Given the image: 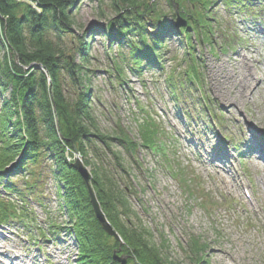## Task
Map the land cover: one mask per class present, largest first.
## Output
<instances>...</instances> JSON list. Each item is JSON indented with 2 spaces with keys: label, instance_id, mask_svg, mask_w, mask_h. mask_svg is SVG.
Returning a JSON list of instances; mask_svg holds the SVG:
<instances>
[{
  "label": "rangeland",
  "instance_id": "obj_1",
  "mask_svg": "<svg viewBox=\"0 0 264 264\" xmlns=\"http://www.w3.org/2000/svg\"><path fill=\"white\" fill-rule=\"evenodd\" d=\"M252 1L249 8L240 11V6L232 10L224 0H211L215 3L210 12L215 26L213 47L195 40L204 77L202 90L195 92V96L211 98L212 104L207 107L216 115L208 117L213 128L207 126L206 117L202 120L196 116V120L188 122L185 108L193 106L194 97L184 89L179 92L181 99L176 100L166 81V75L181 65L188 49L178 31L170 36H164V30L160 32L168 45L164 70L145 68L140 78L126 69L127 60L121 63L122 54L128 55V49L109 45V38L104 35L110 20L118 16L113 0H80L73 14V33L59 39L55 33L50 36L67 57L77 62L80 42L88 39L91 104L98 125L110 134L123 129L137 145L133 158L127 152L123 154L129 172L124 184L132 190L131 202L140 220L152 231L156 243L165 240L167 254L176 264H195L190 258L194 241L207 247L203 264H264V159L255 150L256 143L264 146V0ZM157 5L166 14L168 25L181 20L187 26L176 1L173 5L178 13L174 20L166 2L157 0ZM145 18L152 22L153 13ZM149 30H153L151 25ZM1 42L0 36V64L7 53ZM242 58L247 65L241 63ZM115 63L122 64L125 70L122 85L113 84L118 75ZM66 88L68 92L74 91L69 83ZM3 98L0 96V108ZM145 112L159 127L150 149L164 150L171 139L167 133L174 135L175 142L166 154L170 162L142 146L144 129L153 121ZM233 144L240 145L241 151L234 149ZM173 147L177 149L175 157L170 152ZM226 158L230 161H224ZM103 159L113 168L116 165L105 152L99 156V162ZM52 164L54 168V160ZM92 167H88L90 171ZM241 181L252 191L250 198L240 188ZM60 185L52 175L44 179L40 187L44 210L30 199L28 210L36 220L31 224L33 235L17 225L0 231L1 264H77L78 245L73 230H69V215L61 207L64 199L58 194ZM205 201H213L217 207L205 210ZM52 219L69 231L53 236L49 229ZM38 227L45 232V238L43 231L35 230ZM36 240H41L40 247ZM15 256L20 260L14 261Z\"/></svg>",
  "mask_w": 264,
  "mask_h": 264
},
{
  "label": "trees",
  "instance_id": "obj_2",
  "mask_svg": "<svg viewBox=\"0 0 264 264\" xmlns=\"http://www.w3.org/2000/svg\"><path fill=\"white\" fill-rule=\"evenodd\" d=\"M79 1L0 0V36L7 51L0 64V96L4 97L0 108V186L7 196H0V225L13 221L25 226V207L18 203L25 205V200L35 195L36 202L44 207L41 196H37L38 189L44 178L52 175L61 184L60 196L71 227L51 226L53 230H73L79 251L77 264H119L113 255L121 246L120 254L129 256L128 264H176L167 254L165 240L156 243L152 231L140 220L131 202L132 190L124 184L129 172L123 154L127 152L133 158L137 145L123 129L110 134L98 125L91 104L88 39L80 42V62L71 60L50 40L53 33L58 39L73 33V14ZM113 1L118 16L110 20L104 35L111 45L128 49V55L122 52L123 64L124 60L132 63L129 68L134 74H140L145 64L162 69L167 44L160 32L164 30V36H170L178 31L188 48L183 61H192L194 66L184 70V81L190 85L200 83L195 38L211 42L213 27L206 15L209 0H162L168 4L173 20V2L180 5V14L187 20V26L181 29L175 28L176 21L168 25L157 0H149L150 4L145 0ZM235 1L227 0V4ZM152 13L154 19L150 22L145 17ZM123 72L117 64L118 77L122 78ZM168 82L173 91L172 75H168ZM67 83L74 88L73 92L67 91ZM147 116L153 120L150 114ZM152 122L143 132L145 147L154 143L158 134L159 127ZM75 149L87 167L93 166V189L123 245L109 236L96 219L86 185L73 167ZM102 152L111 157L114 168L104 163L107 157L99 162ZM184 182L189 186V182ZM185 193L194 198L190 190ZM193 244L190 258L195 264L205 263L207 247L196 241Z\"/></svg>",
  "mask_w": 264,
  "mask_h": 264
},
{
  "label": "water",
  "instance_id": "obj_3",
  "mask_svg": "<svg viewBox=\"0 0 264 264\" xmlns=\"http://www.w3.org/2000/svg\"><path fill=\"white\" fill-rule=\"evenodd\" d=\"M180 22L178 23V26H180ZM73 167L78 171L79 175L81 176L82 180L84 181L86 188L89 193L90 201L96 216V219L102 226L103 230L109 235L114 237L117 241H122L121 236L115 231V229L112 227L111 223L107 219L104 211L102 210L101 204L97 198V195L93 189L92 180L93 175L89 168H87L82 159L77 156L76 161L73 164ZM122 251V247L120 249L114 251L113 259L115 262H118L119 264H128L129 256H119V254Z\"/></svg>",
  "mask_w": 264,
  "mask_h": 264
},
{
  "label": "bare ground",
  "instance_id": "obj_4",
  "mask_svg": "<svg viewBox=\"0 0 264 264\" xmlns=\"http://www.w3.org/2000/svg\"><path fill=\"white\" fill-rule=\"evenodd\" d=\"M245 60V61H244ZM246 62V59L245 58H242V61H241V63L244 65H247V63H245ZM248 73H249V77L251 78V76H252V73H251V71H248ZM250 78H249V80H250ZM248 83V85H249V83H250V81H248L247 82ZM236 107H237V103H236V105H235ZM261 142H259L258 144L256 143V146H257V152L260 154V156L264 159V146H262L261 144H260ZM261 145V146H260ZM263 147V148H262ZM224 161H226V162H229L230 161V158H226ZM14 260L16 261V260H20V257H17V256H15V258H14ZM23 263L25 262V261H22ZM0 264H1V262H0Z\"/></svg>",
  "mask_w": 264,
  "mask_h": 264
}]
</instances>
